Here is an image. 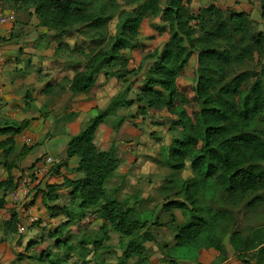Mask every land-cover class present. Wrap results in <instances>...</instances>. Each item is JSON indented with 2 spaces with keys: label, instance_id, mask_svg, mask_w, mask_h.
<instances>
[{
  "label": "trees",
  "instance_id": "obj_1",
  "mask_svg": "<svg viewBox=\"0 0 264 264\" xmlns=\"http://www.w3.org/2000/svg\"><path fill=\"white\" fill-rule=\"evenodd\" d=\"M119 1L0 0V7L10 4L15 10L31 11L38 27L58 35L81 25L93 29L98 43L91 38L95 44L81 68L74 69L73 77L58 85L60 89L67 85L70 92L85 93L101 69L122 84V91L110 99L106 108L90 109L82 131L68 141L65 159L53 169L57 173L67 159L77 156L75 170L81 176L65 179L60 185L47 184L35 194L40 193L53 216L61 208L48 206L47 201L57 199L55 191L61 187L70 188L68 220L50 232L49 238H54V247L74 252L80 264H88L91 254L107 248L103 243L114 232L128 239L116 264H128L134 257L137 261L132 264H150L144 242L153 237L149 229L143 230L147 221L134 207L118 200V188L107 187L121 161L117 146L112 143L108 150H98L94 144L100 125L112 120L120 127L125 117H118L117 111L137 105L141 114L160 112L173 132L167 167L177 172L184 170L187 163L191 173L174 183L177 186L173 191L165 188L162 209L169 213L171 222L175 220V209L184 216V221L172 228L176 257L168 264H177L178 257L195 264H264V224L247 225L242 232L236 228L234 212L205 202L207 196H217L225 205L234 207L264 190V132L256 128L264 116V34L255 29L247 12L231 10L226 12V18L214 4L195 13L189 7L192 0H166L163 5L161 0ZM258 1L264 18V0ZM113 18L118 22L116 38L109 37L108 46L103 47L107 23ZM159 20L161 25L157 24ZM10 40L11 37L0 38V43ZM121 49L138 54L142 63L129 68L128 57L120 53ZM75 52L68 51L67 57ZM245 61L255 63L259 70L234 73L235 64ZM143 67L149 78H142L134 99H127L131 82ZM27 125L28 121L0 118V162L5 173L0 178V209L17 186L12 170L33 149L18 147L14 138ZM15 151L14 161H9ZM170 194L172 197H168ZM260 203L258 196L246 201L243 216ZM26 209L27 204L21 213L13 211L7 220L0 221L4 243L15 238L19 218ZM88 210L100 221L101 232L90 248L83 242L73 245L57 237L71 215ZM30 246L29 243L27 247ZM204 250L215 252L214 259L201 262L199 254ZM94 264L106 263L101 259Z\"/></svg>",
  "mask_w": 264,
  "mask_h": 264
},
{
  "label": "crops",
  "instance_id": "obj_2",
  "mask_svg": "<svg viewBox=\"0 0 264 264\" xmlns=\"http://www.w3.org/2000/svg\"><path fill=\"white\" fill-rule=\"evenodd\" d=\"M206 1H211L219 9L225 5L235 12H246L251 6H254L253 13L257 9L256 0L252 4L244 0ZM257 13H260L259 7ZM2 16L5 21H0V38L11 37V40L0 43V118L28 121V125L14 138L18 147H33L19 162L18 168L13 170L14 179L22 174V170L29 172V168L40 164L46 157L53 159L51 166L44 168L41 176L28 183L23 193H20L22 204H27V209L19 218L18 226L21 231L17 230L15 238L5 243L0 231V264H26L34 259L31 254L26 256L25 253V256L18 259V255H24L21 248L31 240H36L34 237L39 236L38 233L43 230L53 233L60 224L68 220L67 211L71 210L69 187L56 190L57 199L47 201L48 206L61 208L53 216L44 205L40 193L35 194L47 184L60 185L65 179L73 180L81 176L75 170L79 162L77 156L67 159L57 173H53V169L65 159V147L72 136L82 131L90 109L106 108L110 99L122 91V84L116 77L106 75L105 69H101L94 75L93 84L85 93L70 92L67 85L60 89L58 85L62 81H69L74 75V69L82 66L79 58L71 59L66 54L62 55V51L66 49L86 55L93 47L92 42L84 44L85 38H79L76 33L70 36L71 31L58 35L40 28L31 11L15 10L10 4L0 7V17ZM141 85V80H136L133 84L131 82L126 98L134 99ZM137 110V105L119 109L117 116L125 117L122 125L130 127L123 130L122 125L116 127L112 120L108 124H102L94 134V144L98 150H108L112 143L117 146L121 161L107 187L118 188V200L126 206L134 207L141 218L147 221L143 230L149 229L153 237L152 241L144 242L149 263L168 264V261L176 257L175 232L172 228L184 221V216H179L181 211L175 209L172 211L175 220L161 223L155 218V210H161L166 202L165 188L187 179L191 173L189 169V176L182 177L187 163L182 171L174 172L167 167V152L173 132L165 119L148 112L141 114ZM117 133L122 135L119 140L114 139ZM2 156L0 153V158ZM113 182H117V185L110 187ZM27 191L29 193L26 195ZM6 197V205L0 209L1 222L7 220L13 211L21 213L20 205H11ZM156 197H159L160 202H155ZM152 212L154 216L151 218ZM35 221H41L39 226L42 225V228L37 227ZM113 235L117 242L128 240L110 232L111 240ZM199 255L201 262L207 263L214 259L215 252L204 250ZM136 261V257L130 259L132 263ZM176 262L195 264L182 257L176 258ZM31 263L36 262L34 260ZM250 263L255 264L254 261Z\"/></svg>",
  "mask_w": 264,
  "mask_h": 264
},
{
  "label": "rangeland",
  "instance_id": "obj_3",
  "mask_svg": "<svg viewBox=\"0 0 264 264\" xmlns=\"http://www.w3.org/2000/svg\"><path fill=\"white\" fill-rule=\"evenodd\" d=\"M166 0H161L162 5L165 3ZM246 2H249L250 4L253 3V0H244ZM257 1V9L255 10V13H253L254 6H251L246 12L249 14V17L252 21L255 23V29L257 31H260L261 33L264 34V18L261 17V6L258 0ZM119 3H121L118 0ZM212 4L211 1H206V0H192V3H190L189 7L191 10L195 13H197L200 9L204 8L205 6ZM5 5V4H4ZM3 5V6H4ZM258 7L260 8V13L258 14ZM222 12H224V17L227 18V13L228 11H231L230 9L227 8V6L222 5L221 8ZM257 14V15H256ZM3 17V16H2ZM157 24H162V22L159 20L157 21ZM107 33L105 35L104 41L101 43V46H108L107 43L109 37L116 38L115 34L117 33L118 30V22L117 18L111 19L107 23ZM145 31V30H144ZM93 29L91 27H85V25H81L78 28L74 29L71 31V35L74 33L78 34L80 36L79 38L84 39V44H87L89 41L92 42V45L94 46L95 41L91 38L96 39V44L98 43V39L92 35ZM114 35V36H113ZM91 46V44H90ZM98 46V45H97ZM68 50H63L62 55L66 54L68 56ZM263 52V57H264V48L262 50ZM120 53L123 54L124 56L128 57V62H129V68H134L141 62V56L138 54L133 53L132 51H128L127 49H121ZM74 55H69L71 59H77L79 58L80 62L84 61V58L86 55L81 54L80 52L76 51L73 53ZM0 58L2 59V56L0 55ZM4 59V58H3ZM193 61V60H192ZM264 61V58H263ZM76 69V68H75ZM234 73H239L241 71H257L259 70V67L251 62V61H245L243 63H237L234 66ZM141 73H139L138 77H135L137 72L135 74H132L133 77L136 78V80H141L142 78H149V76L146 75L145 68L143 67L141 70ZM131 77V79L133 78ZM151 78V77H150ZM152 79V78H151ZM135 80V81H136ZM153 80V79H152ZM153 116H160V118L164 119L162 117V114L160 112H155L152 114ZM166 121V120H164ZM166 123H168L166 121ZM129 128V125H122L121 128L125 130ZM119 128V129H121ZM258 130L264 132V116L260 118V120L257 122V127ZM119 133L116 134L114 139L119 140L120 137ZM16 151L12 154L11 157H9V161H14V157L16 156ZM2 157L0 160L2 161ZM189 164L187 165V168L182 172V177H187L189 176ZM30 169L29 172L22 170V174L19 175L16 179V184H21L23 183L22 180L24 177L28 176L30 174ZM14 170V169H13ZM12 170V172H13ZM25 171V172H24ZM24 172V173H23ZM4 169L2 167V163L0 162V178L4 177ZM32 181H34L33 178H31ZM28 184H23L24 188ZM117 185V182H113L110 187H115ZM177 186V184H173L171 187V191ZM170 191V192H171ZM169 192V193H170ZM29 192H26V195ZM152 194V192H151ZM165 195V194H164ZM161 196V195H160ZM254 196H258L261 199V203L257 206H255V209L252 213L246 215V217L243 216V205L246 201L251 199ZM168 197H172V195H168ZM7 201L11 205H20V211L22 210V206H25V204H22L20 201L14 202L11 194L7 195ZM179 198V197H178ZM155 202H160L159 197L154 198ZM205 202L214 207V208H227L234 212L235 218L238 220V224L236 225L237 229H240L242 232H244V227L247 225H253L254 227L259 224H264V190H260L252 195H250L247 199L244 201L240 202L237 206H227L225 205L222 201L218 200L217 196H207L205 198ZM153 204V202H151ZM19 207V206H18ZM156 207V206H155ZM154 211V210H153ZM155 218L162 223V221H171L169 217V213L164 211L163 209L161 210H155ZM178 213V212H177ZM182 213H178L179 216H181ZM154 216V213L152 212L151 218ZM250 216V217H249ZM41 224V221H35V225L39 228H42L39 226ZM100 225V221L94 219L93 213L88 210V211H83L78 213H75L74 215H71L70 221L67 226L62 228V235L57 236V237H62V239H67L68 242L72 243L73 245H78L80 242H83V245L86 244L87 248L91 247V243L100 238L101 232L98 231V227ZM152 229V228H151ZM44 231V230H43ZM39 232V236L34 237L36 240H31L30 244L31 246L28 248L27 246L21 248V252L24 254H31V258L35 260V264H80L81 260L78 257V255L74 252H68L64 249H59L54 247V238H49L50 231H44V232ZM110 234V233H109ZM126 242L124 240H120L117 242L116 236L113 235L112 240L109 239L108 242H104L103 244L107 246V248H101L99 251L95 252V254H91L88 257V264H94L96 261L104 259L106 264H116L119 256L122 254V247L124 246ZM185 250V248H183ZM21 255V256H25ZM148 254V253H147ZM149 256V255H148ZM34 260H29L28 263L26 264H33ZM128 264H132V262H128Z\"/></svg>",
  "mask_w": 264,
  "mask_h": 264
},
{
  "label": "built area",
  "instance_id": "obj_4",
  "mask_svg": "<svg viewBox=\"0 0 264 264\" xmlns=\"http://www.w3.org/2000/svg\"><path fill=\"white\" fill-rule=\"evenodd\" d=\"M0 21H5V18L0 17ZM1 61H2V59L0 58V62ZM52 163H53V159L50 157H46L40 164L34 165L30 169V174H28V176L23 178V180H22L23 183L18 184L16 186V189L10 193L13 201L14 202L20 201L22 203V200L20 197V193H23V189H24V186H22V185L24 183L28 184V183L32 182L31 178H33L34 180H37L41 176L43 169L50 167ZM17 230L21 231V227L18 226Z\"/></svg>",
  "mask_w": 264,
  "mask_h": 264
}]
</instances>
